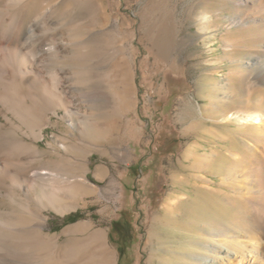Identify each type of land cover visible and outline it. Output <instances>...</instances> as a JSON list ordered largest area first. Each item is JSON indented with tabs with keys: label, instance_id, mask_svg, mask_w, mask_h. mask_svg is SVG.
Listing matches in <instances>:
<instances>
[{
	"label": "rangeland",
	"instance_id": "rangeland-1",
	"mask_svg": "<svg viewBox=\"0 0 264 264\" xmlns=\"http://www.w3.org/2000/svg\"><path fill=\"white\" fill-rule=\"evenodd\" d=\"M237 1L53 0L69 10L88 57L84 65L90 68L84 69L86 80L71 73L68 83L87 92L92 74L93 87L111 94L110 103L99 109L88 103L82 108L88 114L112 111V132L109 139L91 143L76 130L80 146L73 157L87 161L97 192L65 213L45 208L44 233L66 245L102 230L114 264H175L176 256L187 263L195 237L205 229V221L193 220L194 210L208 222L236 211L230 196L238 178L229 174L230 151H244L253 130L221 120L248 100L251 108H264V1L246 12ZM61 23L68 40L69 26ZM229 45L234 48L230 54ZM67 54L65 66L72 71ZM257 56L258 63L248 66ZM120 60L133 73L136 93L127 95L124 112L117 115L108 85ZM51 116L53 124L39 141L44 150H50L49 143L61 144L55 138L67 129L57 114ZM193 149L218 169L194 167ZM179 196L182 210H168V202ZM177 222L187 231H180ZM79 223L89 227L75 235L69 228ZM79 248L86 250L84 244Z\"/></svg>",
	"mask_w": 264,
	"mask_h": 264
},
{
	"label": "bare ground",
	"instance_id": "bare-ground-1",
	"mask_svg": "<svg viewBox=\"0 0 264 264\" xmlns=\"http://www.w3.org/2000/svg\"><path fill=\"white\" fill-rule=\"evenodd\" d=\"M263 1L238 0L237 4L246 12L263 5ZM204 19L209 20L207 16ZM62 21L69 26L68 40ZM72 21L69 10H62L53 0H0V264H114L113 251L102 230L84 239L71 238L66 245L57 235L43 232L45 208L65 213L74 209L80 198L97 192L88 177L87 161L73 157L80 146L76 130L91 143L109 139L112 132V111L88 114L82 108L88 103L99 109L110 103L111 94L93 87L92 74L87 92H78V87L68 83L71 73L85 80L89 73L84 71L87 54ZM226 50L230 54L234 48L229 45ZM65 53L73 59L72 71L65 66ZM258 60L257 56L248 66ZM111 77L108 87L115 95L116 114L122 115L125 98L136 93L134 76L120 60L114 63ZM248 102L221 120L253 130L244 151H230L234 163L229 174L238 178L230 196L236 211L230 218L219 214L218 222H208L195 209L193 220L205 221V231L195 237L189 261L176 256L175 264H264V108H251ZM51 113L63 119L67 129L55 138L61 144L49 143L50 150H44L39 141L46 137V126L53 124ZM193 153L194 167L218 169L214 161L205 160L194 149ZM28 198L36 210L28 206ZM181 201L179 196L177 201L168 202L167 209L182 210ZM236 216L246 222L235 221ZM176 225L180 231L186 230L181 222ZM87 227L79 223L69 230L77 235ZM149 241L151 245L153 239ZM80 244L86 250L81 251Z\"/></svg>",
	"mask_w": 264,
	"mask_h": 264
}]
</instances>
